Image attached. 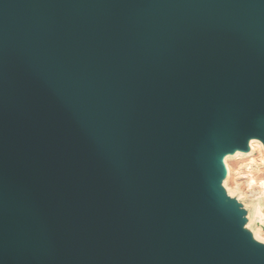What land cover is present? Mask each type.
Masks as SVG:
<instances>
[{"label": "water", "instance_id": "95a60500", "mask_svg": "<svg viewBox=\"0 0 264 264\" xmlns=\"http://www.w3.org/2000/svg\"><path fill=\"white\" fill-rule=\"evenodd\" d=\"M252 141L264 0H0V264H264Z\"/></svg>", "mask_w": 264, "mask_h": 264}, {"label": "rangeland", "instance_id": "374dc122", "mask_svg": "<svg viewBox=\"0 0 264 264\" xmlns=\"http://www.w3.org/2000/svg\"><path fill=\"white\" fill-rule=\"evenodd\" d=\"M253 157L260 160L262 155L258 150L252 149L250 154L229 156L227 158L229 173L225 185L247 205L254 216L258 208L264 209V167L256 168L250 165ZM257 232L261 233L264 240V230L259 227Z\"/></svg>", "mask_w": 264, "mask_h": 264}, {"label": "bare ground", "instance_id": "6f19581e", "mask_svg": "<svg viewBox=\"0 0 264 264\" xmlns=\"http://www.w3.org/2000/svg\"><path fill=\"white\" fill-rule=\"evenodd\" d=\"M251 147L252 149L258 150L259 153H261L262 158L260 160H256L254 157L251 159V163L250 165L256 166V168H261L264 167V147L263 144L260 141H252L251 142ZM249 165V164H248ZM251 168V167H250ZM254 168V167H253ZM252 168V169H253ZM255 169V168H254ZM256 236L260 239H262L261 237V233H256Z\"/></svg>", "mask_w": 264, "mask_h": 264}]
</instances>
